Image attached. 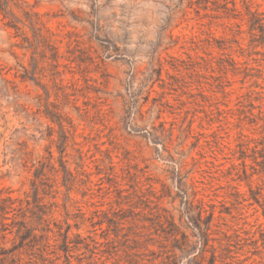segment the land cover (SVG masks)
<instances>
[{
	"label": "rangeland",
	"instance_id": "rangeland-1",
	"mask_svg": "<svg viewBox=\"0 0 264 264\" xmlns=\"http://www.w3.org/2000/svg\"><path fill=\"white\" fill-rule=\"evenodd\" d=\"M0 264H264V0H0Z\"/></svg>",
	"mask_w": 264,
	"mask_h": 264
}]
</instances>
